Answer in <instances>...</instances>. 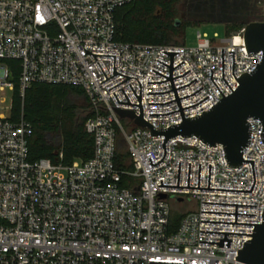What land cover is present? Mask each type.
<instances>
[{"label": "built area", "instance_id": "obj_1", "mask_svg": "<svg viewBox=\"0 0 264 264\" xmlns=\"http://www.w3.org/2000/svg\"><path fill=\"white\" fill-rule=\"evenodd\" d=\"M134 0H0V264H237L236 258L251 236L227 235L231 248L218 244L225 234L201 231L253 234L254 226L202 223L201 221L235 223V215L202 212L236 213V206L202 204L220 203L238 206L237 223L262 224L264 211V143L262 122L249 118L250 145L243 149V159L254 161L255 186L251 193L199 189L250 191L253 184L251 163L231 168L223 145L213 148L197 138H175L166 143L164 136H151L134 119H121L114 109L133 111L140 96L143 118L155 130L168 129L182 123L169 77L174 56L173 78L185 118H196L212 109L239 87L236 80L251 74L262 61L263 53L249 55L244 39L245 29L237 35L211 39L207 33L197 34L194 48L185 45L128 44L116 41L117 11ZM133 77L125 83L126 77ZM224 49V81L222 76ZM235 52L234 75L233 57ZM18 61V78H12L8 61ZM103 69L107 78L106 81ZM211 69L213 71L211 80ZM138 79V81H137ZM105 83L101 84L102 82ZM51 84L82 89L90 102L92 116L85 123L94 141L93 156L88 161L71 165L43 159L29 160L28 137L31 125L12 121L13 103L18 94L24 99L33 84ZM115 87V88H113ZM113 88V89H111ZM109 89H111L109 91ZM114 108V109H110ZM122 136L128 148L131 170L115 165L117 144ZM125 177L137 183L126 186ZM166 195L163 199L161 196ZM188 199L196 205L181 222L179 230L168 233L171 201Z\"/></svg>", "mask_w": 264, "mask_h": 264}, {"label": "trees", "instance_id": "obj_2", "mask_svg": "<svg viewBox=\"0 0 264 264\" xmlns=\"http://www.w3.org/2000/svg\"><path fill=\"white\" fill-rule=\"evenodd\" d=\"M179 0H134L131 4L117 11L116 41L128 44L153 45H182L175 41L178 29L169 23L172 17L170 5ZM161 6V16L156 14L157 7ZM225 30L226 38L231 30ZM12 68V78L17 79L20 67L18 61H8ZM92 116L91 105L84 91L75 87L51 84H33L22 99L18 94V85L13 103L12 121L24 120L31 125V135L28 137L29 160L31 162L43 159L54 163L60 162L71 165L75 161H88L93 156L94 141L86 132L85 123ZM115 165L119 170H131L126 142L119 137ZM138 181L125 177L124 183ZM190 200L182 202L171 201V213L168 224V233H176L182 220L195 206L186 208Z\"/></svg>", "mask_w": 264, "mask_h": 264}, {"label": "water", "instance_id": "obj_3", "mask_svg": "<svg viewBox=\"0 0 264 264\" xmlns=\"http://www.w3.org/2000/svg\"><path fill=\"white\" fill-rule=\"evenodd\" d=\"M175 27H179L181 25V20L176 19L175 20ZM244 39L246 43V49L247 53L249 55L251 54H257L259 52L263 53L262 61L260 64H257L256 69L251 72V74L246 73L239 79H237L234 75V65H236L235 62V52H229L230 56L233 57V75L236 78V80L239 83V87L236 89L235 92L231 89V87L228 85L226 80L224 79V49H222V76L224 81L227 83L229 88L232 90L233 94L229 95L228 97H224L218 86L215 84V82L212 79L213 71L211 69V80L215 84V86L218 88L220 93L223 95V99L220 100L216 105L212 107L207 112H204L201 116H198L196 118H185V115L183 113V110L189 109L191 107L197 106L200 103H202L204 100L199 102L196 105L187 107L182 109L180 100L194 96L196 93H198L200 90H198L196 93L180 98L178 97L177 90L188 87L192 83L196 81V79L191 82L190 84L175 88L174 85V79L184 77L186 74H188L191 71H188L182 76L173 78V70L181 66L184 62L173 68V62H174V56L178 54L177 52H163L169 56L170 58V66L157 61L167 67L170 68L169 77L153 70V72L167 78L166 81L163 82H148V84H161L170 81L173 90L164 92V93H148V95H163L169 92L174 91V95L176 100L165 103V104H149V105H166L172 102H176L178 104L179 110L174 111L169 114H150V116H167L176 112H180L182 117V123L178 125L171 126L168 129H161V130H155L154 126H152L150 123L144 120L143 118V107L141 105V84L139 83L140 88V96H137L135 91L133 90L132 86L130 85V88L132 89L133 93L135 94L137 100L139 101L140 105L131 104L128 97L124 93L126 99L128 100V103H122L119 102L117 96L114 94L115 98L117 99L119 104L122 105H130V106H137L140 108V116H137L133 111L128 110H121V109H114L115 112H117L118 116L121 119H134L136 125L140 128H147L151 131V136H164L165 140L163 143L164 148V156L156 164H153L151 158H149V162L151 166H155L157 164H160L165 156H166V143L170 139H175L178 137L181 138H197L204 143L208 144L209 146L215 148L217 147L216 144L223 145L225 158L228 163V166L231 168H239L243 163H251L252 164V170H253V178H254V184L250 191H243V190H226V189H210V176H211V165L209 166V182H208V188H200V174H201V164H199V177H198V188L190 187V170H191V163H189V173H188V187H181L179 186L180 181V166L181 163H179L178 168V184L177 186H163V182L161 181V185L159 187H169V188H184V189H199V190H213V191H228V192H243V193H251L254 186H255V171H254V161H248L243 159V149L248 147L250 145L251 140V124L248 123L249 118H255L257 120H260L263 125L261 138L264 143V19L262 22L250 24L245 27L244 32ZM87 54H90L94 56L96 59L97 56L102 57H114V70H113V77L117 75H121L127 78V80L123 81L122 83L116 85L115 87L125 83L126 81L130 79H136L133 77H128L122 74H119L115 70V58L116 56H108V55H94L88 50H86ZM97 60V59H96ZM100 66V64L98 63ZM101 68V66H100ZM102 72L104 73L103 69L101 68ZM105 75V73H104ZM107 78V76L105 75ZM111 77V78H113ZM111 78H107L106 81L110 80ZM106 81L102 82L101 84L105 83ZM113 87V88H115ZM111 88V89H113ZM109 89V91L111 90ZM163 199H166V195L161 196ZM179 202H182L183 199L179 198ZM202 204H215V205H229V206H236V213H218V212H202V213H208V214H225V215H235V223L230 222H215V221H201L202 223H217V224H232V225H247V226H254L253 234H238V233H223V232H209V231H201V233H212V234H225L224 240H220V242H204L200 241V243L203 244H218L219 247L222 248H231V242L232 240L227 239V235H240V236H251L252 239L247 241L244 244L243 250H239V255L236 260L237 264H264V211L262 214L263 222L262 224H246V223H237V215H244V216H256V215H250V214H238V206L243 207H257V206H250V205H235V204H220V203H205ZM148 264H178V263H164V262H149Z\"/></svg>", "mask_w": 264, "mask_h": 264}, {"label": "flooded vegetation", "instance_id": "obj_4", "mask_svg": "<svg viewBox=\"0 0 264 264\" xmlns=\"http://www.w3.org/2000/svg\"><path fill=\"white\" fill-rule=\"evenodd\" d=\"M188 11L186 20L215 23L230 28L262 22L264 0H180ZM185 18V17H183Z\"/></svg>", "mask_w": 264, "mask_h": 264}, {"label": "rangeland", "instance_id": "obj_5", "mask_svg": "<svg viewBox=\"0 0 264 264\" xmlns=\"http://www.w3.org/2000/svg\"><path fill=\"white\" fill-rule=\"evenodd\" d=\"M167 1V0H163ZM171 14L172 17L168 18L169 23L173 24L176 19L181 20V25L177 28L178 29V36L175 38V41L178 42V44L185 45L188 48H194L198 44L197 40V34L199 32L201 33H207L208 36L212 39L215 34L219 35V39H225V28L224 26L220 24L215 23H200V22H194L191 20H186L188 15V11L184 9L183 5H181V1H177L176 4L170 5ZM163 12V9L161 6L158 5L156 9V14L161 16ZM185 17V18H183ZM244 27L237 29L235 31H230L229 37L237 35ZM128 150V148H127ZM191 206H195L193 201H189V203L186 204V208H190ZM192 210H195L192 208Z\"/></svg>", "mask_w": 264, "mask_h": 264}]
</instances>
